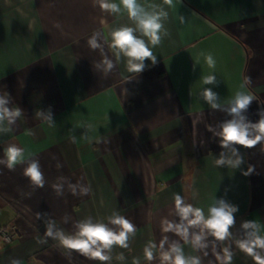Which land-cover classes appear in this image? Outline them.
<instances>
[{
    "label": "crops",
    "instance_id": "1",
    "mask_svg": "<svg viewBox=\"0 0 264 264\" xmlns=\"http://www.w3.org/2000/svg\"><path fill=\"white\" fill-rule=\"evenodd\" d=\"M109 2L120 11L102 10L98 0H0V97L21 113L0 121V160L10 146L23 150L13 169L0 163V229L16 223L24 234L0 242V264H174V254L163 259L173 247L200 264H257L254 255L264 258L252 244L264 238V140L224 146L222 131L232 120L262 118L264 0H137L160 15L157 45L120 0ZM123 27L144 40L155 63L145 58L142 71L130 70V58L112 47V33ZM93 37L98 47L89 44ZM208 75L215 83H203ZM237 92L254 97L239 116L229 111ZM33 162L42 187L24 175ZM177 195L205 220L213 207L236 209L225 238L203 222L190 224L192 215L183 219ZM117 216L135 232L128 247L103 249L105 261L46 234L51 225L54 234L75 237L81 223L119 233Z\"/></svg>",
    "mask_w": 264,
    "mask_h": 264
},
{
    "label": "clouds",
    "instance_id": "2",
    "mask_svg": "<svg viewBox=\"0 0 264 264\" xmlns=\"http://www.w3.org/2000/svg\"><path fill=\"white\" fill-rule=\"evenodd\" d=\"M166 2L171 3V0H166ZM98 3L102 10L111 12L120 11V5L110 3L109 0H98ZM120 4L127 10L129 16L137 21L139 29L145 36L150 38L152 45H157L161 42V36L159 33L162 28V24L160 23L159 14H149L145 12L137 4V0H120ZM133 31L134 29L129 27H123L115 30L112 33V47L118 48L130 58L129 66L131 71L140 72L145 67L143 64L144 59L149 58L153 61V63H155V57L153 56L152 51L146 46L144 40L136 38L133 35ZM89 44L93 48L98 47L94 37L89 40ZM203 55L208 66L214 69L215 60L213 56L210 53ZM135 61H139V63ZM106 63L107 67L110 69L112 64L107 61ZM215 81V75L203 77L204 84H212L215 83ZM245 82L250 84L251 78L246 77ZM203 96L213 108L219 107V105L215 103L217 96L213 91L205 89ZM253 99L254 97L252 95L237 92L229 109L230 113L239 116L242 110H247ZM6 104L7 100L0 97V121H3L5 118H8L11 121L13 117H18L21 114L19 109L10 111L7 107H5ZM261 117L262 118L259 122L254 125L243 123V118H241L240 121L232 120L225 123L222 131L224 146L233 142L245 147H252L258 142L264 140V111H261ZM250 129H254L257 134L255 136H251ZM6 157L7 159L0 160V163H6L7 167L11 170L23 159V150L16 146H10L6 150ZM224 162L225 161L223 159L216 161L217 164H223ZM240 162L241 161L239 159L236 161H229L233 167L238 166ZM251 171L252 169L250 168L249 172ZM247 174L248 173H245V175ZM24 175L34 184L41 187L43 186V176L37 162L31 163L25 169ZM175 201L183 219L187 220L190 215L195 217V219L189 221L190 224L203 222L205 227L209 229L212 235H214L217 239L222 240L228 234V227L233 223L231 213L236 209L228 208L226 205H222L219 208L213 207L209 210V218L205 220L202 210L194 209L191 206H182L183 202L178 195L175 197ZM112 223L120 225L122 230L119 233H114L113 231L107 229L103 224L81 223L79 225L80 230L75 237L65 236L63 233L54 234L51 230V225H49L46 234L48 236H52L54 239H59L61 245L67 249L76 250L83 255L91 257L92 259L105 261L108 260L109 257L103 254V249L109 248L113 244H118L121 247H128L127 242L129 239V233L135 232V226L122 216L115 217L112 220ZM171 227L172 226L170 225L169 228ZM176 227L179 231L182 228V225ZM184 231L186 232V229H184ZM195 240L199 242L201 240V236L197 235ZM252 244L253 246L258 245L259 247L264 248V238L258 237L254 242H252ZM241 247L249 254L254 255V249L252 246H249V243H242ZM173 254L174 264H200L199 260L196 258H192L191 261L186 259L182 250L178 247H173L171 253H166L163 259L166 261L173 260ZM145 255L148 260L153 258L150 247L145 248ZM254 258L257 260V264H264V258L255 255Z\"/></svg>",
    "mask_w": 264,
    "mask_h": 264
},
{
    "label": "built area",
    "instance_id": "3",
    "mask_svg": "<svg viewBox=\"0 0 264 264\" xmlns=\"http://www.w3.org/2000/svg\"><path fill=\"white\" fill-rule=\"evenodd\" d=\"M24 234L16 223L0 229V242L10 244L15 240H23Z\"/></svg>",
    "mask_w": 264,
    "mask_h": 264
}]
</instances>
